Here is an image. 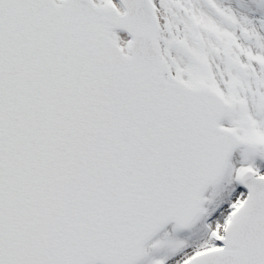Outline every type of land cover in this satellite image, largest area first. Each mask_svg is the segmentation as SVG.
Wrapping results in <instances>:
<instances>
[{
  "label": "snow or ice",
  "instance_id": "1",
  "mask_svg": "<svg viewBox=\"0 0 264 264\" xmlns=\"http://www.w3.org/2000/svg\"><path fill=\"white\" fill-rule=\"evenodd\" d=\"M0 264H264V0H0Z\"/></svg>",
  "mask_w": 264,
  "mask_h": 264
}]
</instances>
